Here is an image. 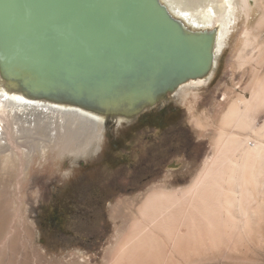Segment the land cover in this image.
Here are the masks:
<instances>
[{
    "label": "rangeland",
    "instance_id": "obj_1",
    "mask_svg": "<svg viewBox=\"0 0 264 264\" xmlns=\"http://www.w3.org/2000/svg\"><path fill=\"white\" fill-rule=\"evenodd\" d=\"M235 1L236 24L217 57L212 79L208 85L189 89L186 97L167 98L179 113L165 129L133 128L137 118L120 124L108 121L101 136L92 139L90 150L83 146L60 151L52 135L56 124H52L50 129H38L47 136H38L32 146L28 143L30 148L25 147L29 149L23 153L24 164L16 152L0 151V216L10 213L6 220L1 218L0 264H110L112 250L147 193L157 188H184L195 179L216 152L223 113L235 98L250 95L256 73L264 74V22L258 24L264 15V0H253L250 16L240 0ZM1 61L0 69H4ZM8 89L14 91L15 85ZM56 116L51 119L56 121ZM63 116L58 119L61 123L70 122ZM263 120L264 113L259 122ZM129 126L133 129L125 145L106 163V133L116 136ZM194 126L202 130L194 133ZM65 183H73L70 194L83 205L82 215L74 216L69 234H48L42 242L36 215L51 199L52 190ZM258 196H264V189ZM258 210L251 213L250 227L241 229L238 242L232 239L220 251L204 250L189 264H264V201Z\"/></svg>",
    "mask_w": 264,
    "mask_h": 264
},
{
    "label": "bare ground",
    "instance_id": "obj_2",
    "mask_svg": "<svg viewBox=\"0 0 264 264\" xmlns=\"http://www.w3.org/2000/svg\"><path fill=\"white\" fill-rule=\"evenodd\" d=\"M159 1L186 32H207L213 37L210 68L196 76L179 79L168 91L171 97L177 94L186 97L189 89L208 85L212 79L218 66L217 57L236 24V1ZM219 2L222 9L217 6ZM239 2L250 16L253 0ZM263 22L264 15L258 24ZM34 84L29 73L18 68L4 63V69H0V151L16 152L23 164L28 143L32 146L38 136H47L38 129H50V125L56 124L52 135L60 151L83 146L90 150L92 139L101 136L106 117L111 116L118 124L131 122L153 104L145 90L134 98L122 96L110 105L107 100H78L62 93H37L31 89ZM9 85H15V90H9ZM138 85L145 88L143 84L133 88ZM262 113L264 74L256 73L250 84V95L235 98L223 113L214 156L186 187L157 188L147 193L126 234L119 239L110 264H189L204 250L220 251L232 239L238 242L242 238L239 237L241 229L250 227L251 213L264 201V196H258L264 189V120L259 122ZM54 114H57L56 121L51 119ZM63 115L70 122L61 123L58 119L65 118ZM44 118L53 122H46ZM197 123L202 126L201 122ZM9 215L1 212L0 230ZM236 224L240 227L234 236Z\"/></svg>",
    "mask_w": 264,
    "mask_h": 264
},
{
    "label": "water",
    "instance_id": "obj_3",
    "mask_svg": "<svg viewBox=\"0 0 264 264\" xmlns=\"http://www.w3.org/2000/svg\"><path fill=\"white\" fill-rule=\"evenodd\" d=\"M212 39L186 32L159 0H0V59L37 93L114 105L145 90L150 109L210 68Z\"/></svg>",
    "mask_w": 264,
    "mask_h": 264
},
{
    "label": "trees",
    "instance_id": "obj_4",
    "mask_svg": "<svg viewBox=\"0 0 264 264\" xmlns=\"http://www.w3.org/2000/svg\"><path fill=\"white\" fill-rule=\"evenodd\" d=\"M157 106V105H156ZM156 106L152 107L149 110H146L142 112L136 119V123H138L137 127L142 128V127H147L149 123L148 122V116H150L154 111H156ZM178 113H179V108L177 107ZM177 113V115H178ZM176 115V116H177ZM176 119V117L172 116H166L160 118V123L159 124H149L150 126L157 128V129H165L164 127H167L168 124H170L171 121ZM131 128V126H129ZM127 127L126 129H128ZM134 128V127H133ZM131 128V130L133 129ZM126 129L120 132L121 134L116 135L122 143H125L127 137ZM107 138H110V134L106 133ZM124 139V140H123ZM123 145V144H122ZM67 196L65 198H60L54 202L51 203V207L46 208V205H43L40 207V212H39V218L40 220L38 221L39 223V230L41 232V237L40 241H44V236L48 234H69L70 232V227H72L76 215H82L81 210L83 205L79 202L76 201V199L72 198V196L68 197L71 194H66ZM50 214L52 220L50 223H48L44 218L46 215ZM81 217V216H80Z\"/></svg>",
    "mask_w": 264,
    "mask_h": 264
},
{
    "label": "flooded vegetation",
    "instance_id": "obj_5",
    "mask_svg": "<svg viewBox=\"0 0 264 264\" xmlns=\"http://www.w3.org/2000/svg\"><path fill=\"white\" fill-rule=\"evenodd\" d=\"M177 113H178L177 106L171 104L170 101H164L161 105L156 106V111H154V113H152L150 116H148V122L149 123H147L148 124L147 127H152V126H150L151 124H159L160 118H162V117H166V116L176 117ZM138 123L135 122L132 127L137 126ZM131 128L129 127L128 129H126L127 134H130L132 132ZM152 128H154V127H152ZM164 128H166V127H164ZM124 145H125V143H122L118 137L111 136L109 138V141H108V148L103 153V156L105 158V162L111 163L112 162L111 160H113V159H111L112 158L111 156L114 155V152L120 151V149ZM60 185L61 186H59V188L57 190H52L51 199L49 201H47V203L45 204L46 208H48V207L52 208L51 207L52 202H54L60 198L61 199L65 198L67 196L66 194L69 195L71 193V190H73V183H65V184H60ZM129 188H131V187H129ZM130 191L131 192H136V191L138 192L140 190H135V191L130 190ZM70 196H72V198L76 199V195L71 194L68 197H70ZM105 205H106V208L108 209L109 206L111 205V201L108 199V201H106ZM38 214L39 213H37L36 217L38 218V221H39L40 218H39ZM44 219L48 223H50L52 220H54V219H52L50 214L46 215V217Z\"/></svg>",
    "mask_w": 264,
    "mask_h": 264
},
{
    "label": "crops",
    "instance_id": "obj_6",
    "mask_svg": "<svg viewBox=\"0 0 264 264\" xmlns=\"http://www.w3.org/2000/svg\"><path fill=\"white\" fill-rule=\"evenodd\" d=\"M192 128V130H194V133H195V131L197 132V131H200V130H202V129H200V127H197V126H194V127H191ZM115 212V211H114ZM128 230V227L126 228V230L123 232V234H122V236L121 237H124V235L126 234V231ZM121 237H120V239H121ZM114 251H115V248L112 250V254H111V260H112V257H113V255H114Z\"/></svg>",
    "mask_w": 264,
    "mask_h": 264
}]
</instances>
